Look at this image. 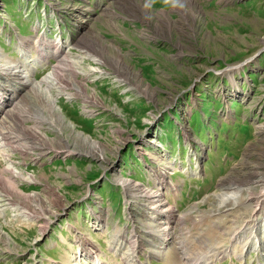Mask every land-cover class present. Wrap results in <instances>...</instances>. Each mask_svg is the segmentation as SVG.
Listing matches in <instances>:
<instances>
[{
	"label": "rangeland",
	"instance_id": "obj_1",
	"mask_svg": "<svg viewBox=\"0 0 264 264\" xmlns=\"http://www.w3.org/2000/svg\"><path fill=\"white\" fill-rule=\"evenodd\" d=\"M189 1L0 0V53L6 57L17 61L20 56L24 61L26 54L29 61H36L31 57L37 55L38 41H46L41 44L49 51L60 40L70 44L72 61L80 62V69L72 67L80 73L65 75L85 85L98 104L84 101L68 84L67 94L74 95L61 96L59 106L74 131L102 148L93 152L96 155L64 151L72 149L68 141L78 135L60 128H39V135L54 143L34 144L24 135L31 134L33 122L25 119L22 126L18 123L10 129L26 140L20 143L23 146L15 145L27 150L15 153L9 141L0 148V192L12 197V203L8 198L6 203L24 205L40 219L28 226L20 224L10 209L5 217L0 215V264H92L79 263L80 254L95 255L107 264H129L121 257V238L129 240L150 214L146 202L128 200L118 178L163 193L174 214L184 217L178 224L173 221L168 230L179 232L182 225L189 233L183 231L164 258L145 250L146 244L140 242L139 264L200 262L216 242L233 251L223 259L211 258V264H264V248L246 249L245 257L239 258L242 248L231 241L248 223L253 207L213 217L212 200L206 201L224 182L242 181L251 165L260 164L264 171V0ZM19 33L26 36L18 40ZM87 43L98 48V54H93L101 57L103 49L108 53L103 59L108 63L117 59L123 69L119 65V71L114 70L110 62L100 64L108 71L90 72L97 66L93 57L82 54ZM24 44L29 51H24ZM51 60L59 64L58 57ZM50 68L40 69L38 80ZM20 96L22 92L16 98ZM9 164L40 181L15 178L8 173ZM18 189L33 199L21 202L13 194ZM94 216L100 219V231L95 228L98 222L91 226L85 222ZM106 219L110 223L102 224ZM69 221L73 229L80 228L77 245L82 247L83 237L91 235L98 249L70 251ZM45 223L50 226L42 234ZM257 223L264 231V215ZM116 229H122L120 242H113ZM182 237L186 247L179 253L175 249Z\"/></svg>",
	"mask_w": 264,
	"mask_h": 264
},
{
	"label": "bare ground",
	"instance_id": "obj_2",
	"mask_svg": "<svg viewBox=\"0 0 264 264\" xmlns=\"http://www.w3.org/2000/svg\"><path fill=\"white\" fill-rule=\"evenodd\" d=\"M189 2L190 1L188 0V3ZM181 9L182 8H179L180 12L183 11ZM28 39H31V38H28ZM83 40L84 39L82 38V41ZM38 43L40 47L36 46V49L40 48L41 54L36 55V56L33 55L31 59L35 58L37 60L34 61L32 59L30 61V65L23 64V62H21L22 58H20V56L18 57L19 58L18 60H20V62L18 63L13 58H10V57L8 58L2 53H0V137L2 136L4 138V142L9 141L11 142L12 145L14 143L13 147L17 150H20V149L18 148L19 146H16L15 144L20 145V143H22V140H25V139H22V137H19L18 135L12 133L11 130L13 129L14 126H17L18 123L20 124L22 119L23 120L25 119V121L29 120L33 122L35 129L32 128V130L29 131L31 132V134L26 133L24 135H26V137H29L28 139L31 138L34 144H37V143L41 144L40 141L42 140L43 144H45V146L48 147V145H50L48 142L51 141V145L54 143V141L47 138L45 134L39 135L41 132L39 128L46 129V130L60 128V129H66V130H71L72 132H76L73 130L72 123L66 119V117L63 115L61 108L59 106V100L61 99V96L71 97L73 94V93L67 94L68 91L66 88L69 87L68 84L69 85L72 84L74 88L78 90L79 94H76V93L75 94L79 96L82 95L83 96L82 98H84V101H87V102L90 101L95 104H98V99L95 96L90 95V93L88 92V88L85 85L80 84L79 82H76L77 80L74 77L72 80L71 77L68 76L70 74L77 75L80 73L78 69L76 70L73 69L74 66H77L74 68H79L80 62L75 61V60L72 61L74 57L71 56L72 52L70 51V48H71L70 44H64V42L60 40L58 41V44L54 43L56 45V48L49 51L43 46L46 44V41L44 42V40H41V41H38ZM80 44L81 42L79 43V45ZM25 46L26 44L22 45V48L24 49V51L25 52L29 51L25 48ZM92 47L91 45L87 43L83 46V48H86V49H82L83 50L82 54L84 55V58H89L90 56V57H93L92 60L96 62L97 67L94 68V70L90 72L94 73V72H99L100 70H101L100 72H104L107 69L104 67H101L100 64L107 66L108 64L110 65L111 63H112V68L114 70L119 71V65L121 67L120 61L118 63V60L116 59V60H110L111 63L110 62L108 63L102 57L106 53L105 50L101 48L102 52L104 51V53L99 52L102 55L101 57H99L93 54V52L98 54V52L95 50V48L96 49L98 48L97 47L92 48ZM44 52H48L49 54H44ZM50 56L58 57L59 64L56 66L54 65L52 67V71L48 72L44 76V78H42L41 80H38L34 78L33 74H28V70H31L33 72L35 71L34 70L35 65L37 66L41 65L43 67H47L49 64L47 60L49 61ZM69 59L71 61H69ZM74 63H77V65H75ZM90 72L84 75L89 76L92 74ZM108 73L109 72H106L105 74H108ZM120 73H123V71H120ZM127 73L129 74V72ZM65 74H68V75H65ZM1 81H5L7 83H1ZM126 82L128 81L126 80ZM11 86H14V87H11ZM8 87H11L10 92H9ZM21 92L23 96L22 97L20 96L21 97L20 99L16 98L18 97V95H20ZM1 97L3 98L1 99ZM13 103H14V106H13ZM20 125L22 126L23 124L21 123ZM24 129H29V128L25 127ZM76 133L78 136L74 138L73 140L68 141L69 144L73 145L72 146L73 150L67 149V148L63 149L61 147L62 150L68 151L69 153H75V152L84 153L85 152V153H89L93 155H96L95 153L98 151L101 152L102 148H100L96 144V142L92 141L88 136L84 135L83 133H79V132H76ZM71 135H74V134H71ZM6 145L7 144H4V143L1 144L2 147ZM20 146H23V145H20ZM85 147H88V150H86ZM33 148H36V151H39L41 153L40 148L35 147V146H33ZM26 150L25 149L22 150V154H26ZM50 150H53V148H51ZM37 153L38 152H36V154ZM40 153H38L37 156H42ZM259 166L261 165L260 164L251 165L250 167L251 170H249L246 177H244L243 179L241 178L242 181L240 180L238 181V179L235 180L233 178V179L228 180L227 182H224L223 184L220 185L219 190H218L219 192L206 200V201L212 200L211 201L212 212H214V214L212 215L213 217H216L222 213H226L227 211H231V210L238 209V208L240 211L242 210L249 211L253 207L252 214L249 216V218H247L248 223L245 225L242 232L236 233L231 240L234 246H236V248H238L239 245L242 248L241 255H238L239 258L245 257L244 251L246 249L248 250L253 249V250L260 251L261 248L262 249L264 248V241L262 239V234L264 233V231H262L263 227L259 226V224L257 223V220H259V218L262 215H264V206L262 203V200L264 198V171L262 172V167H259ZM8 168H9L8 173H11L12 176L14 175L15 178H20L28 182L40 181V179L37 180L34 176H30L29 174H26L24 171L19 170L13 165L9 164ZM149 176H152V174H149ZM0 179H1L0 182L2 183V176ZM116 181L125 187V192H126L128 200L132 199V200L146 202L143 205L146 206L147 208L145 211L149 212L148 214H150V218L141 224V226L143 225L141 228H135L131 232L130 234L131 238H129V240H127L126 236L125 238H121L122 244L124 245L122 246L123 251L121 250L124 253L122 254L121 257L124 258L126 262L129 264H139L138 262L140 258V253H142V251H140L142 243L140 244V242H144L146 244L144 245L146 247V248L144 247L145 250L147 249L151 252H154V253L156 252L157 254L155 255H158V257L164 258L165 255H168L170 252L169 246L171 244L174 245L175 240L183 234V231L184 233H188L187 227L182 226V225L179 228V232H173V230L172 231L168 230L169 226L172 224L173 221H175L178 224V219L182 218L183 216H176L174 214L176 210L174 211V208L171 206V204L167 202L163 193L154 192V190L151 188L148 190L144 186L132 183L130 181H127L126 179L118 178L116 179ZM159 187L161 189L162 185H160ZM2 192H5V191H2ZM2 192H0V215L1 216L5 217L6 211L10 209L14 213L13 214L14 218L18 219L20 221V224L22 223L24 225L31 226V225H36V223H38V220L40 219V217H37L35 213L27 211V209L23 207L24 205L22 206L21 204H15V203L14 205L11 204L12 202L10 200H12V197H10L8 193H2ZM13 194L16 195L21 200V202L25 201V203H27L29 198L33 199V197H28V195H26L25 192L20 191V189H18L17 192ZM132 194H135V195L133 196ZM7 198H8V201H10L11 203H6ZM254 205H255V208H254ZM145 211L144 213L147 214V212ZM109 223L110 222H108V219L103 220L102 222V224H109ZM250 223H252L253 225L252 224L250 225ZM46 225L47 223H45V225L43 224L41 225L42 234L44 232H47L46 230L49 229L48 226H50V224L47 227ZM91 225L92 224L90 222V226ZM100 226L102 227V225H100L99 222L95 224V228H97L98 231L101 230ZM217 226L219 228L222 227L221 224L220 226L219 224ZM122 228H125V227H122ZM121 230L116 229L114 231V237H116V235L121 234L122 233ZM78 231L81 232L80 228L75 230L76 234L80 235ZM1 235L4 236V238L6 237V235L3 233ZM6 239L9 241L8 238ZM185 244L186 242L184 241V238H183L182 241H180L177 244L175 250L176 251L178 250L179 253L184 252V248L186 247ZM220 244L222 243L216 242L214 246L213 245L210 246V248H208V256L205 257L202 261L197 262V261L188 259L189 260L188 264H211L212 263L211 258H214V261H215V259L217 257L219 258V256H222L221 257L222 259L223 257L231 256L230 253L233 251L232 247L220 246ZM78 246L79 245H77V247ZM92 248L93 247L85 246V253H87V251L90 252ZM201 248H202L201 245H199L198 253L201 250ZM115 249L114 247L112 248V250H115ZM179 249H182V250H179ZM93 250H96V249L93 248ZM94 256L85 258L86 256L83 255L84 259H82L83 258L82 254H80L78 258L79 259L78 262L80 263L81 261H89V263H92V264H107L103 261V259H100L99 257H94Z\"/></svg>",
	"mask_w": 264,
	"mask_h": 264
},
{
	"label": "built area",
	"instance_id": "obj_3",
	"mask_svg": "<svg viewBox=\"0 0 264 264\" xmlns=\"http://www.w3.org/2000/svg\"><path fill=\"white\" fill-rule=\"evenodd\" d=\"M5 20H6V18H4ZM10 22V21H9ZM35 31V30H34ZM36 33V32H35ZM34 34V33H33ZM24 35H21L20 33H19V35H18V40H19V38L20 37H23ZM48 49H51V48H48ZM31 53V52H30ZM30 53H29V56H30ZM41 54V49L40 48H38V50H37V55H40ZM26 55V54H25ZM23 56V59H24V61L21 59V62H23V64H29L30 63V61H29V59H27L28 57L27 56ZM36 56V55H35ZM17 62L19 63L20 62V60H17ZM57 64V63H56ZM20 66H22V65H20ZM51 67V56L49 57V64H48V66L47 67H43V66H41V65H35V67H34V73L31 71V70H28V74H33L34 75V78H36V74L38 73V71H40V69H48V68H50ZM51 69V68H50ZM36 79H38V78H36ZM11 87H14V86H11ZM11 87H8V89H9V92H10V88ZM3 97H1V99H2ZM2 143H5L4 142V138L1 136L0 137V147H2L1 146V144ZM11 150V149H10ZM18 151H22V150H17V151H15V153L16 152H18ZM199 169V168H198ZM176 171H178L177 169H175L173 172H169V174L170 175H173V174H175L174 172H176ZM201 172H202V170H200ZM191 177H194V176H191ZM200 177V176H199ZM91 215V214H90ZM99 220L100 219H98V217H92L90 220H88V219H85V222H86V224H87V222H91V223H96V222H99ZM73 221V220H72ZM74 222V224H76V223H78V218H75V221H73ZM67 223H70V225L69 224H67L68 225V232H70L72 235H73V237H74V241H76V232H75V229H73L72 228V224H71V221H69V222H67ZM115 224H116V226L117 225H120V223H119V221H117V222H115ZM87 226V225H86ZM62 229H63V227H62ZM67 229V228H66ZM125 233V232H124ZM89 235V234H88ZM113 236H114V234H113ZM119 237H121V234H119V235H116V238H115V240H117V241H119ZM92 237H91V235L90 236H88V237H83V240H82V242H80V244L82 245V247H77V250H83V252L85 251V246L86 247H91V246H94V248L95 249H98L97 247H96V245L93 243V242H91V239ZM114 240V241H115ZM120 242V241H119ZM117 243V245L119 246L120 245V243ZM117 246V247H118Z\"/></svg>",
	"mask_w": 264,
	"mask_h": 264
},
{
	"label": "crops",
	"instance_id": "obj_4",
	"mask_svg": "<svg viewBox=\"0 0 264 264\" xmlns=\"http://www.w3.org/2000/svg\"><path fill=\"white\" fill-rule=\"evenodd\" d=\"M65 239V238H64ZM69 247L71 248V250L75 247L74 244H69ZM54 259V258H53ZM54 260H57V259H54Z\"/></svg>",
	"mask_w": 264,
	"mask_h": 264
}]
</instances>
